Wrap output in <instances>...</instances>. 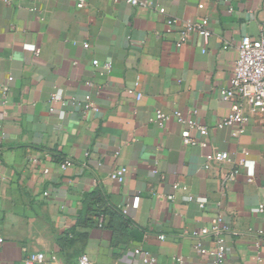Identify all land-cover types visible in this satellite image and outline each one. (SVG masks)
Listing matches in <instances>:
<instances>
[{"label": "crops", "instance_id": "crops-1", "mask_svg": "<svg viewBox=\"0 0 264 264\" xmlns=\"http://www.w3.org/2000/svg\"><path fill=\"white\" fill-rule=\"evenodd\" d=\"M77 2H0V98L3 88L9 95L0 107V264L34 252L47 264H77L81 255L92 264H138L137 248L156 264H212L194 251L191 233L218 214L228 264H264V123L245 106L242 135L236 125L216 128L235 104L219 92L236 46L259 33L264 0H148V8L84 0L82 9ZM172 18H205L212 36L206 44L195 33L181 40L180 26H166ZM56 91L61 101L51 100ZM85 96L87 115L73 103ZM157 110L178 111L208 134L190 130L197 145L186 146L176 120L162 128L151 121ZM242 151L256 162L254 177L248 182L241 168L228 182ZM223 152L231 163L203 169L205 156ZM123 167L124 182H111L109 173ZM94 202L105 214L101 228L83 222ZM201 243L214 247L210 237Z\"/></svg>", "mask_w": 264, "mask_h": 264}, {"label": "built area", "instance_id": "built-area-1", "mask_svg": "<svg viewBox=\"0 0 264 264\" xmlns=\"http://www.w3.org/2000/svg\"><path fill=\"white\" fill-rule=\"evenodd\" d=\"M11 0H0L4 4H9ZM114 3H124L136 7L148 8V0H112ZM85 6L84 0H78L77 7L82 9ZM203 4H199L198 8L202 9ZM231 12V11H230ZM254 20L253 16L249 18ZM166 26L172 28L174 26H180V38L181 40H187L190 34L195 33L202 38L203 44H206L209 38L212 36L208 28V20L202 19L199 23H193L191 21L179 22L178 19L172 18L166 21ZM84 49L89 48L88 43L83 44ZM227 46L224 45L223 49ZM30 51L37 53L34 47H28ZM237 58L233 65L232 76L229 81L228 87L221 89L219 94L220 98L224 101L234 100L235 104L231 108V114L226 118L220 120L216 128L222 129L226 127L238 126L236 135H242L245 132L243 128L244 123L247 121L245 115V106H248L250 112L258 116L264 123V16L261 20L260 30L256 36H244L241 38L240 42L236 46ZM92 64L95 67L99 66V62L93 61ZM111 67V62L107 61L103 64L105 70H109ZM13 78H8L9 82H12ZM89 86H91L89 84ZM129 94H133L132 91H127ZM8 90L3 88L1 90L0 107L4 108L8 103ZM136 98L140 100L141 95L137 94ZM52 101H61L62 93L61 91H56L51 95ZM73 103L78 104L84 115H87L93 108L92 102L89 96H85L80 99L73 100ZM195 113V111H194ZM173 118L176 122L185 127V130L181 132L180 136L182 143L186 146H196L197 142L190 137V130L198 131L202 136L208 134V128L201 126L197 122H188L184 116L178 112L174 111L171 116L166 115L160 110L155 111L151 121H153L157 126L164 127V125ZM201 146H205L202 144ZM241 159L233 166L229 175L225 177V180L232 181L239 173L241 168L248 169V182L252 181L254 177L255 160H253L248 152H241ZM213 162L218 163H231V156L226 152H223L216 159L214 156H205V164L203 169H207L209 165ZM71 165L70 161H66L60 165L62 170H65ZM127 168H118L109 173L108 179L111 182L122 184L125 179V174ZM47 174L48 171L43 172ZM174 189H178V186H174ZM46 195V194H44ZM171 199V197H169ZM190 202L195 201L199 207H202L205 203L204 199L188 197ZM219 205V204H218ZM259 212L264 211V206H259ZM123 215L127 214V208L122 209ZM105 220L103 217H99L97 221V226L99 228L103 227ZM228 232L227 227L223 223L222 214H218L210 223L208 228H201L197 232L191 233V236L197 240L194 244V251L201 256H206L211 259L212 264H228L225 249V240L223 235ZM210 237L213 241L214 247L206 248L202 243L201 239ZM164 237L160 236V240ZM3 243V239L0 237V245ZM258 245V244H256ZM133 258L138 264H156L155 258L141 249H135L133 251ZM174 262L177 264H184V259L180 257L173 258ZM21 264H47L46 258L41 252L31 253L25 258ZM77 264H92L87 255H81L77 259Z\"/></svg>", "mask_w": 264, "mask_h": 264}, {"label": "trees", "instance_id": "trees-1", "mask_svg": "<svg viewBox=\"0 0 264 264\" xmlns=\"http://www.w3.org/2000/svg\"><path fill=\"white\" fill-rule=\"evenodd\" d=\"M97 203L94 202V205L90 207L88 210L85 218H84V224L86 226L95 227L97 226V221L99 217H103L105 219V214L101 208L96 207Z\"/></svg>", "mask_w": 264, "mask_h": 264}]
</instances>
